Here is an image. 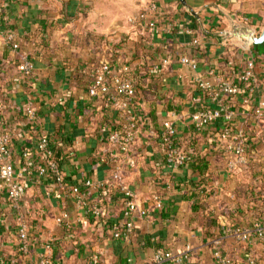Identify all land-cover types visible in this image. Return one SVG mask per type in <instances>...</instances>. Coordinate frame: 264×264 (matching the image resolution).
Wrapping results in <instances>:
<instances>
[{"label": "crops", "instance_id": "0c3cea01", "mask_svg": "<svg viewBox=\"0 0 264 264\" xmlns=\"http://www.w3.org/2000/svg\"><path fill=\"white\" fill-rule=\"evenodd\" d=\"M186 2L199 19L179 0H0V126L10 139V160L24 175L18 202L0 198V264H36L50 242L54 264H92L94 258L99 264H152L159 250L172 255L171 264L186 255L181 264H217L215 250L240 262L250 254L264 264L263 244L239 247L225 235V226L248 227L264 217V206L255 209L248 197L254 185H264V119L252 117L264 101L263 58L256 65L258 97L246 104L242 92L232 123L203 129L192 123L193 114L212 106L197 90L196 75L234 79L245 60L255 58V46L248 52L235 35L244 30L243 17L262 33L264 0ZM152 4L155 31L135 22ZM184 57L197 61V74L181 64ZM26 61L31 77L21 72ZM104 61L129 65L136 78L137 96L126 111L119 107L123 101L108 107L89 94L93 71ZM127 113L139 121L131 154L136 166L119 157L116 180V152L106 139L126 127ZM166 121L174 124L180 146H194L196 163L168 168L160 147ZM240 131L249 140V162L232 172L221 135L232 140ZM42 137L54 151L61 183L38 175ZM124 188L146 216L134 213L129 238L116 239L114 228L125 226ZM94 206L102 217L92 216ZM24 225L27 255L19 251Z\"/></svg>", "mask_w": 264, "mask_h": 264}, {"label": "built area", "instance_id": "2783aa9c", "mask_svg": "<svg viewBox=\"0 0 264 264\" xmlns=\"http://www.w3.org/2000/svg\"><path fill=\"white\" fill-rule=\"evenodd\" d=\"M157 13L156 4H152L148 11L140 15L135 19V22H147L146 27L152 31L156 30V22L149 19L151 15ZM241 23L244 27L239 34L235 36L242 40L244 48L250 51L253 45H251V38H258L261 33L255 28L252 29V23L249 18L243 17ZM8 42L13 45L14 49H17L18 45L15 43L16 37L13 33L6 35ZM194 45H198V41H194ZM165 61L164 64H167ZM181 64L188 67L191 71L197 74L199 65L197 61L184 57L181 59ZM33 66L29 61L21 67V72L26 77L33 76ZM131 68L128 66L113 67L110 62H101L93 71V81L89 89V94L93 97H102L105 99L107 106L111 104L118 105L120 101L123 104L119 107L122 110L133 105L136 99V91L134 83L131 77ZM258 83L257 68L255 61L252 57L245 60L242 65V69L237 73L234 79H223L221 77H214V74L210 73L208 77L197 74L194 78V84L200 94L209 99L211 107L197 111L192 115V123L198 128L203 129L217 124L220 121L225 123H232L236 114L235 100L244 92L246 95L245 103L249 104L258 97ZM28 114L30 119H34V111L29 109ZM252 117L257 121L264 119V101H260L258 107L254 109ZM127 125L122 131H114L109 133L107 137V143L115 149L116 155V171L115 179H120V166L119 157L123 159L124 163L134 168L136 166L135 161L131 157L132 148L136 142L137 129L139 121L136 116L127 113L126 117ZM163 134L160 141V147L165 153L166 162L168 168L171 170H177L184 166L187 160V154L190 151L189 147H183L179 145L176 135V129L171 121H166L163 125ZM222 140L225 142V149L229 155H232V159L228 162V168L230 171L235 172L238 169L247 166L249 162V140L246 137L244 131L236 133L232 140L227 134L221 135ZM37 151L41 157L42 164L38 168L39 177L53 176L57 182H62L60 170L56 161L54 151L50 146L49 139L42 137L38 143ZM11 147L10 139L7 134L4 133L0 126V198L7 196L9 200L16 203L21 199V185L24 178L23 173L15 168L11 162ZM86 187L91 186L90 182L85 183ZM125 197L127 199L125 208L123 210V216L125 219L124 230L118 227L114 228V237L116 239L124 237L128 239L133 224L130 221L132 215L136 212L141 216H146V212L140 210L134 195L127 190L123 189ZM72 193L78 196V199L85 206L83 202V195L79 187H74ZM159 205V204H158ZM160 208V205H159ZM92 216L102 217V209L99 206H94L91 209ZM64 218H59L58 223H64ZM225 235L234 239L237 242V246L244 247L246 244L257 241L264 245V217L263 219L256 221L253 225L248 227H239L234 225L225 226ZM18 238L20 242V253L27 255L30 253L31 241L26 225L22 226L18 231ZM214 259L217 264H259L258 261L250 254L244 256L243 262L234 261L224 256L220 251L215 250L213 253ZM54 245L52 242L43 245V253L40 255L39 261L36 264H54ZM188 261L187 255L177 261L181 264L183 261ZM174 262L172 255L164 250H159L153 260L152 264H171ZM99 258H94L92 264H99Z\"/></svg>", "mask_w": 264, "mask_h": 264}, {"label": "trees", "instance_id": "16d2710c", "mask_svg": "<svg viewBox=\"0 0 264 264\" xmlns=\"http://www.w3.org/2000/svg\"><path fill=\"white\" fill-rule=\"evenodd\" d=\"M126 40L127 39L124 37V39H122V41L119 44H117L115 47H113V51H115L116 48H119L124 42H126ZM254 55H255L254 61H255L256 65H257V62L261 61V58H263L262 61H264V43L262 45L254 47ZM125 66L130 67L127 64ZM131 75H132L131 77H132V81L134 83V88H135L136 96H137V82H136V78L132 74V71H131ZM189 150L190 151L187 154V160H186L184 165H186L188 162H191V161L195 162V163L197 162V160L193 161L195 158L192 159L194 157V155H196L194 146L193 147L191 146L189 148ZM261 188L264 189L263 184H261L260 186L254 185V187H253L254 190L250 193V196H248L250 202L252 203V205L254 206L255 209L257 206L258 207L264 206V191L261 190ZM258 211L260 214H262V212H263L262 210H258Z\"/></svg>", "mask_w": 264, "mask_h": 264}, {"label": "water", "instance_id": "95a60500", "mask_svg": "<svg viewBox=\"0 0 264 264\" xmlns=\"http://www.w3.org/2000/svg\"><path fill=\"white\" fill-rule=\"evenodd\" d=\"M179 1L182 4V6L185 8V10L191 16L199 19L198 13H195L194 10L191 7H189V5L187 4L186 0H179ZM250 43H251V45H253L255 47L263 44L264 43V30L262 31L261 35L258 38H256V37L251 38Z\"/></svg>", "mask_w": 264, "mask_h": 264}]
</instances>
